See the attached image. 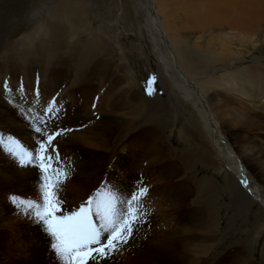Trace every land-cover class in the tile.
I'll use <instances>...</instances> for the list:
<instances>
[{"label":"rangeland","instance_id":"374dc122","mask_svg":"<svg viewBox=\"0 0 264 264\" xmlns=\"http://www.w3.org/2000/svg\"><path fill=\"white\" fill-rule=\"evenodd\" d=\"M61 1L0 0V103L7 109V118L14 115L22 122L18 136H14L12 128L0 126L7 135L2 142L7 150L4 154L10 153L9 148L14 145L9 140H14L35 155L42 139L35 131L37 126L47 127L45 135L68 129L56 136L54 144L58 145L56 152L61 158L51 161L49 167V173L52 167L62 170V182L56 190L65 210L78 209L98 190L101 196L115 197L117 207L126 209L130 193L147 186V195L134 202L140 205L144 216L135 239L119 250H112L106 261L126 263L147 256L156 258L161 241L166 243L171 238L176 242L174 246L181 245L184 251L183 264H264V216L257 204L250 203L246 191L237 192L239 181L232 185L228 174L237 177L225 171L227 166L222 164L221 169L208 161L211 156L206 157L204 148L209 145L215 148L214 143L193 119L196 114L193 100L185 98L179 89L184 80L174 67L176 79L167 70L160 55L163 47L156 44V33L145 28L149 14L147 0L73 1L92 32L108 45L107 54L89 43L91 32L80 28L78 21L79 26H74L80 29L73 31L70 21L58 20L56 9ZM116 15V21H111ZM57 20L66 31L56 38L50 28ZM256 56L254 52L252 57ZM250 62L251 59L244 60L240 66ZM228 68L232 66L218 67L214 74ZM191 70L194 78H200L199 68ZM211 75L209 69L204 77ZM216 91L218 106L226 112L222 122L226 126L230 123V129L243 137L263 140L264 131L239 126L253 117L249 114L252 109L247 104V107L240 105L222 90ZM53 98L62 107L59 112L53 107L49 116L46 109ZM156 103L163 106L162 113ZM47 120L52 122L46 125ZM260 120L264 126V117ZM190 125L197 128L200 142L189 135L187 129L193 131ZM143 132H149L147 141L153 148L147 152L149 158L142 147ZM225 139L233 150L234 144L230 145L226 136ZM190 152L192 158L179 163V173L175 175V163L190 156ZM49 153L55 155L51 149ZM140 158L146 159L141 162ZM24 159L23 165L20 159L12 157L9 165L0 162V200L6 205L5 217L0 218V264L37 260L64 264L52 246V238L34 217L27 215L30 210L23 206L18 209L10 200V196L25 201L42 198L45 175L37 164L28 163V157ZM133 160L142 167L137 168ZM17 166L19 173L14 171ZM162 171L168 176L163 177ZM3 176L10 181H2ZM185 179L193 180L195 185L180 199L171 201L167 193L155 191V188L166 190ZM49 180L55 182L57 177L49 176ZM168 181L170 184H165ZM207 183L216 189L212 196L205 195ZM20 185L28 186L23 189ZM207 230L213 232L209 235L211 242L199 243L205 242L200 236L208 235Z\"/></svg>","mask_w":264,"mask_h":264},{"label":"bare ground","instance_id":"6f19581e","mask_svg":"<svg viewBox=\"0 0 264 264\" xmlns=\"http://www.w3.org/2000/svg\"><path fill=\"white\" fill-rule=\"evenodd\" d=\"M73 1L63 0L60 2L56 9L58 20L70 21L72 24L70 22L69 24L72 25L73 31H78L84 27L85 30L91 32L89 43L94 44L96 49L107 54L109 52L108 45L101 39V36L92 32L93 29L89 26V22L83 20L82 11L77 8L76 2L74 4ZM147 3L149 5V14L146 18V23L144 22L145 28L156 33V44H161V47H163L160 55L167 66L171 68L169 69L166 66L167 70H171L172 77L176 79L177 75L173 71L174 67L176 73L184 80V84L181 87L179 86V89L183 92L185 98L193 100V106L196 111L193 119L197 121L196 123L202 132L203 128L205 129L214 143L215 148L210 145L204 148L207 152L206 157L209 158L211 156L208 161L221 169H223V165L227 166L228 170L225 171H230L237 177V179H234L228 174V179L232 181V185H237V181H239L238 185L241 189L238 188L237 192L244 194V191H246L252 200L250 203L257 204L258 211L264 216V139L258 141L253 137H243L239 132H233L230 129L232 127L230 123L226 126V123L222 122L226 118H224L226 112L222 109V106H218L219 93L216 91V89H220L225 94L233 96L240 105L247 107L245 105L247 104L252 109L249 114L253 117L239 123L240 127L244 129L256 128L264 131V126L260 120L264 117V0H147ZM116 17L117 15L111 21L115 22ZM58 20L50 28L54 37L66 31V29L62 30ZM76 21L81 25L80 28L74 26L77 25ZM254 52L257 56L253 58ZM247 59H251L250 64L240 66ZM226 65H231L232 68L224 70L219 75L214 74L215 69ZM194 68L200 69V78H194L195 74L191 70ZM209 69L212 71V75L209 78H205L204 75ZM188 77L195 81L196 85ZM119 82L118 85L122 81L119 80ZM156 104H158L156 106L158 112L162 113L163 106L159 105V103ZM0 109L3 110V113H0V126L12 128L13 130L11 129V131L14 136H18L20 134L21 120L13 114V116L7 118V109L2 103H0ZM230 112L232 113V111ZM238 114L240 115V113ZM233 125L235 124L233 123ZM190 126L193 131L191 128L187 129L189 135L193 139L196 138L194 140H197V142H200V134L197 128L194 125ZM2 130L0 128V162H5L4 164L9 165L8 160L10 157L13 158V156H9L10 153L8 155L4 154L7 153V150L3 148L2 142L7 139V135ZM143 134L145 140L144 142L142 141V147L145 149L146 157L149 158L147 152L153 149L149 145V141H147L149 132H143ZM225 136L230 145L234 144L233 150V147H229ZM161 142L165 144L162 137ZM249 144L251 145L248 146ZM162 151L165 152L164 150ZM189 154L190 156L179 158L175 163V175L179 173L177 165L186 158H192L191 155L193 153L190 152ZM217 154H219L218 158ZM214 155L216 160H214ZM13 159L19 160V155ZM145 159L140 158V161L143 162ZM133 161L137 168L142 167L138 161ZM14 171L19 173L18 166ZM162 176L167 177L168 173L162 171ZM3 177L2 181L7 183L10 181L8 177ZM12 177L16 178L13 173ZM242 179L246 180L247 186L241 183ZM167 183L170 184L169 181L165 184ZM193 185H195L193 180L185 179L166 190L155 188V191L161 190L163 194L167 193L168 198L173 201V199H180L182 196L187 195L188 192L190 193ZM25 186L20 185L23 189ZM215 190L212 184L207 183L205 185L206 196H212ZM5 207L6 205H2L0 200V218L5 217L3 214L6 210ZM211 209L213 210L212 206ZM177 231L182 233L180 230ZM207 232H209L208 235L200 236V239L205 242L199 243L203 244L207 241V244H209L211 242L212 238L209 235L213 232L211 230H207ZM165 242H159L160 244L156 248L158 251L156 258L147 256L136 259L138 260L136 262H131L130 260L123 263L183 264L186 258L184 259V251L181 250V245L179 246L180 249L178 246H174L176 242L171 238ZM177 255H180V257ZM114 259L116 260V258ZM123 263L104 262V264ZM16 264H58V262L37 260L33 261V263L18 262Z\"/></svg>","mask_w":264,"mask_h":264},{"label":"snow or ice","instance_id":"6c2138e0","mask_svg":"<svg viewBox=\"0 0 264 264\" xmlns=\"http://www.w3.org/2000/svg\"><path fill=\"white\" fill-rule=\"evenodd\" d=\"M148 94H152L151 89L148 90ZM37 95H39L38 91ZM53 107L57 112L62 107L58 105L55 98L49 102V107L46 109L49 116H51ZM40 115L42 116L43 113ZM51 122L47 120L45 124ZM35 131L42 137L35 155L22 149L14 140H9V144L14 145V148H9V152L13 158L19 155L22 165L25 164L24 158L28 157V163L37 164L42 169L45 175L42 198L25 201L16 196H10V200L17 205L18 209L23 206L30 210L27 215L34 217L35 222H38L52 238V246L57 255L63 259L64 264H89V261L92 264H101V261L111 258L112 250H119L135 239L139 223L144 216L141 215L140 205L134 202L139 196L147 195L148 188L145 185L139 192L132 191L126 209L118 208L115 197L108 194L101 196L99 190L78 209H63L59 192L56 190L62 182L60 179L62 170L52 167L49 173V167H51V161L61 158L56 152L58 145L54 144L56 136L69 130L59 129L51 135H45L47 127L37 126ZM49 149L55 155L49 153ZM49 176H55L57 180L50 182ZM63 178L66 179L67 176L64 175ZM241 183L247 186L246 180L242 179ZM65 211L68 212L67 215L64 214Z\"/></svg>","mask_w":264,"mask_h":264}]
</instances>
